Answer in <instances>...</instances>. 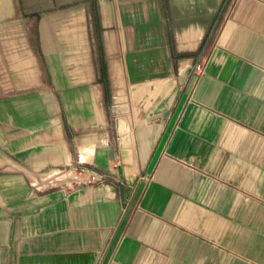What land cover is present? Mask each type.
Wrapping results in <instances>:
<instances>
[{
  "label": "crops",
  "instance_id": "1",
  "mask_svg": "<svg viewBox=\"0 0 264 264\" xmlns=\"http://www.w3.org/2000/svg\"><path fill=\"white\" fill-rule=\"evenodd\" d=\"M110 3L93 79H0V264H264V0ZM26 8L0 0L2 62L21 26L33 45ZM106 54L126 89L160 92L112 117ZM121 118L132 181L112 165Z\"/></svg>",
  "mask_w": 264,
  "mask_h": 264
},
{
  "label": "rangeland",
  "instance_id": "2",
  "mask_svg": "<svg viewBox=\"0 0 264 264\" xmlns=\"http://www.w3.org/2000/svg\"><path fill=\"white\" fill-rule=\"evenodd\" d=\"M21 4L27 7L26 12L21 13V18H23V14L35 15L36 17L35 28L34 30H31L30 33L33 38V45H30V47L27 48L28 39L25 34L24 26H21L17 36L12 39V41L16 40V43L12 42L10 44H4V52L6 54L3 62L0 61V79L2 81L4 80V89L10 87V81L8 79H13L16 82H19L21 87L40 85L42 83L41 80L46 79V82L51 84L53 89H61L65 84V80L61 74L63 71L67 70L66 78L71 84L83 83L93 79V72L95 73L99 65L97 58L94 56L98 53V45L100 46L101 53H109L106 37L111 30L109 26L114 20L110 0H21ZM104 14L106 15L103 19ZM81 24L82 26H80ZM80 29H83L81 39H83L82 51H84L82 52V57H86V60L85 62H78L64 66L63 64H65L71 55L66 49V45L63 41L59 39V36L64 37L69 35L73 38V34ZM117 50L118 46L114 45V50L112 52ZM83 53H86V55ZM106 56L107 58L104 59L103 65V69L105 70L110 68L112 61H115L113 55L111 59H108V54H106ZM31 57L35 58L38 68V75L36 78L34 77V80L32 81L29 74L31 70L29 60H31ZM8 64L11 65L8 66ZM54 66L59 70V75H55L54 71L56 68ZM62 67L66 70H63ZM120 68V84H114L110 77L109 85L110 87L112 86L113 99L110 102L109 110L112 117L118 116V113L115 112V101L120 108V115L123 117V115L129 114V105L132 103H128L129 100L138 102L140 99L145 98L148 102L144 96L152 94L147 93L145 95L140 92L143 91L139 89L140 87L134 89L131 88V85L126 89L123 79V69L122 67ZM76 79L81 81L75 83ZM28 80L31 81L30 83L32 84H30ZM135 93L139 94L138 99L132 98ZM120 94L124 96L123 99H119ZM51 128H54V126L51 125ZM38 134L37 136H39ZM117 143L120 146V137H118ZM115 158L116 161L113 160L112 162L115 171L114 173L123 177L122 171L125 167L124 162H120L118 155ZM62 161L59 159L57 163ZM89 179H92V177L90 176Z\"/></svg>",
  "mask_w": 264,
  "mask_h": 264
},
{
  "label": "bare ground",
  "instance_id": "3",
  "mask_svg": "<svg viewBox=\"0 0 264 264\" xmlns=\"http://www.w3.org/2000/svg\"><path fill=\"white\" fill-rule=\"evenodd\" d=\"M106 15V14H105ZM83 17V16H82ZM80 26H82V24L80 25ZM82 34H83V29H80L79 31H77V32H75V34H73V38L72 37H70L69 35H67V36H64V37H62V36H59V39L61 40V41H63V43L66 45V49L68 50V52H69V54L71 55V57L69 58V59H67V61L65 62V64H63L64 66H66V65H69V64H73V63H78V62H85V60H86V57H82V52L84 51H82V41H83V39H81V36H82ZM113 39V38H112ZM107 44L109 43L108 42V38H107ZM110 41V40H109ZM113 41V40H112ZM110 45V44H109ZM108 46V45H107ZM26 47V46H25ZM28 52V51H27ZM29 53V52H28ZM84 55H86V53H83ZM31 60H29V64L31 65V70H30V78H32L31 79V81L32 80H34V77L36 78V76L38 75V68H37V65H36V60H35V58L34 57H31L30 58ZM13 64H15V63H13ZM29 65V66H30ZM10 66V65H9ZM56 69H55V75H59V70L57 69V67L56 66H54ZM120 67H122L121 66V64L118 62V61H112V63H111V66H110V73H111V77H112V81H113V83L114 84H120L121 83V81H120V75H121V68ZM28 68V67H27ZM62 69L64 70L65 68H63L62 67ZM28 70V69H27ZM61 70V69H60ZM66 70V69H65ZM21 71V70H20ZM19 71V72H20ZM68 71V70H67ZM67 71H63L62 72V77L64 78V80L65 79H67L66 78V73H67ZM75 71V70H74ZM77 71V70H76ZM18 72V73H19ZM22 72V71H21ZM14 73V72H13ZM15 74H17V73H15ZM18 75V74H17ZM20 75V74H19ZM61 75H60V77H61ZM28 76V75H27ZM39 77V76H38ZM16 78H18V77H16ZM28 78V77H27ZM29 79V78H28ZM38 79V78H37ZM80 79V78H79ZM77 80L76 79V82L75 83H77V82H79V81H81V80ZM30 80V79H29ZM28 80V81H29ZM36 80V79H35ZM39 80V79H38ZM24 81V80H23ZM31 81H29V83L31 82ZM68 81V80H67ZM21 82V81H20ZM24 83V82H23ZM28 83V84H29ZM35 83H36V81H35ZM69 84H71L70 82H68ZM144 83H147V81L146 82H144ZM16 84H17V82H16ZM27 84V85H28ZM30 84H32V83H30ZM29 84V85H30ZM37 84V83H36ZM32 87V86H31ZM140 87V88H139ZM153 87V90H150L151 88ZM161 87H162V82L161 81H153V82H149V83H147V84H144V85H136V86H132L131 85V88H134V89H136V88H139V89H141V90H143V91H140V92H142L143 94H147V93H152V94H150V95H148V96H145L146 97V99L149 101V100H151V99H153V98H155V96L160 92V89H161ZM92 89V88H91ZM91 91V90H90ZM98 92V91H97ZM96 91H93L90 95L88 94V97L91 99V100H93L94 101V107H93V110H94V115H95V117H97V119H99V121L100 122H102L103 121V114H102V112H101V110L96 106V104H95V99L97 98V93ZM100 95V94H99ZM87 97V98H88ZM88 98V99H89ZM124 98V96H122L121 94H120V98L119 99H123ZM133 99H135V98H139V94H137V93H135L134 95H133V97H132ZM102 108V107H101ZM134 115V114H133ZM121 116V115H120ZM124 123L125 122H123L122 121V118H121V122H120V130H119V132H120V137H121V144H122V147H123V149H122V154H123V160H124V166H125V169H126V173H127V176L126 177H128L129 178V180L130 181H132L133 180V178H134V175H133V173L131 172V141L129 140V138H128V132H127V129L125 128V125H124ZM55 124V123H54ZM56 125V124H55ZM128 125H129V123H128ZM54 126V125H53ZM58 127V126H57ZM57 129V128H56ZM129 130H131V128L129 129ZM58 131V130H57ZM106 132V131H105ZM83 148V147H82ZM81 148V149H82ZM88 148V147H87ZM86 148V149H87ZM84 149V148H83ZM83 149L81 150V151H83ZM90 149V148H89ZM80 151V150H79ZM76 152V151H75ZM84 152V151H83ZM85 152H86V150H85ZM93 152V151H92ZM86 154V153H85ZM85 154H83V155H85ZM75 155H76V153H75ZM80 155H81V152H80ZM90 155V154H89ZM88 155V156H89ZM86 157L85 158H87V154L85 155ZM91 156H93V155H91ZM84 157V156H83ZM91 159H92V157H90ZM60 159V158H59ZM59 159H58V161H59ZM84 159V158H83ZM71 160V159H70ZM86 160V159H85ZM88 160V159H87ZM62 161V160H61ZM66 161L67 162H69V156L67 155L66 156ZM70 163H71V161H70ZM110 189V188H109Z\"/></svg>",
  "mask_w": 264,
  "mask_h": 264
},
{
  "label": "built area",
  "instance_id": "4",
  "mask_svg": "<svg viewBox=\"0 0 264 264\" xmlns=\"http://www.w3.org/2000/svg\"><path fill=\"white\" fill-rule=\"evenodd\" d=\"M203 68H204V67L201 66V65H196V66H195V72H196V74H197V75H201L202 72H203ZM92 178H93V177H92ZM62 186L64 187L65 184L63 183Z\"/></svg>",
  "mask_w": 264,
  "mask_h": 264
}]
</instances>
